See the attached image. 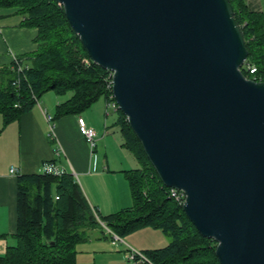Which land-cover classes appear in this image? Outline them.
I'll list each match as a JSON object with an SVG mask.
<instances>
[{"label":"water","instance_id":"water-1","mask_svg":"<svg viewBox=\"0 0 264 264\" xmlns=\"http://www.w3.org/2000/svg\"><path fill=\"white\" fill-rule=\"evenodd\" d=\"M220 264H264V82L230 0H57Z\"/></svg>","mask_w":264,"mask_h":264},{"label":"trees","instance_id":"trees-1","mask_svg":"<svg viewBox=\"0 0 264 264\" xmlns=\"http://www.w3.org/2000/svg\"><path fill=\"white\" fill-rule=\"evenodd\" d=\"M230 2L245 36L249 53L245 64L254 66L256 73L241 70L248 79L264 82V13L251 12L247 0ZM0 8L14 10L23 18L22 27L38 31L36 52L18 57L19 65L0 67L4 125L19 119L48 92L69 95L57 108L55 120L83 114L101 98L115 100L108 88V71L91 61L57 0H0ZM117 125L122 146L141 164L126 172L133 206L102 217L72 173L22 175L17 183L15 245L7 248L0 264H76L77 247L89 240L91 231L105 234L101 223L120 238L144 227L162 231L169 245L143 252L151 264H220L217 243L202 237L183 205L169 197L170 189L160 180L123 113Z\"/></svg>","mask_w":264,"mask_h":264},{"label":"crops","instance_id":"crops-1","mask_svg":"<svg viewBox=\"0 0 264 264\" xmlns=\"http://www.w3.org/2000/svg\"><path fill=\"white\" fill-rule=\"evenodd\" d=\"M247 6L251 12L264 13V0H247ZM22 21V16L14 10L0 8V67L10 66L16 58L38 50L37 29L22 27ZM54 94H46L31 110L8 125H4L0 114V257L5 255L9 246L15 245L18 178L40 174L44 163L53 162L74 173L89 204L102 217L133 206L126 177L131 166L125 163V159L119 160L118 154L126 149L122 146V137L119 139L115 132L119 128L116 121L109 123L112 116L108 113L107 101L104 99L105 107L103 103L99 104L100 99L88 112L56 119L52 138L45 111L55 117L57 108L69 99V95ZM79 117L97 133L93 152L79 130ZM12 167L16 169L15 174L11 173ZM145 230L150 236L147 239L153 241L151 244L141 241L140 232ZM104 235L94 230L89 240L77 247L76 264H130L129 247L145 252L169 245L162 231L150 227L130 233L124 242H116ZM157 240L161 243L153 246ZM92 241L97 243L92 244Z\"/></svg>","mask_w":264,"mask_h":264},{"label":"built area","instance_id":"built-area-1","mask_svg":"<svg viewBox=\"0 0 264 264\" xmlns=\"http://www.w3.org/2000/svg\"><path fill=\"white\" fill-rule=\"evenodd\" d=\"M14 62H16L18 64L17 58L14 60ZM246 68L248 71H250L251 74L256 73V68L254 66L247 65ZM19 71H21L20 66H19ZM112 78H113V73L108 71V77H107L108 88H110L111 90H112ZM14 85L17 86L18 85L17 82L14 83ZM106 107H107V109L113 108L116 111L119 109L116 101L112 100V98L107 102ZM45 115H46V119L50 125L51 137L53 138L54 137V130H55L54 116L48 114L46 111H45ZM78 124H79V130H80L81 134L85 137V139L87 140L88 144L91 147V151L93 152L96 148V138H97V133H96L95 129L90 127L86 123L85 119L81 118V117L78 118ZM15 172H16V169L14 167H12L11 173L15 174ZM41 173L60 177V176L64 175L65 173H67V171L64 168L57 166L53 162H48V163H44L42 165ZM169 197L172 198L174 201H176L180 205L184 204V201L186 198L185 193L183 191L176 190V189H170ZM101 224L106 230L108 229V228H106V226L103 223H101ZM108 233L112 236L114 241H116V242L122 241L121 238L119 236L115 235L113 232L108 230ZM128 252H129L128 259H129L130 264H144V263L151 264L143 252L138 251L132 247H129Z\"/></svg>","mask_w":264,"mask_h":264},{"label":"rangeland","instance_id":"rangeland-1","mask_svg":"<svg viewBox=\"0 0 264 264\" xmlns=\"http://www.w3.org/2000/svg\"><path fill=\"white\" fill-rule=\"evenodd\" d=\"M247 67V65L246 64H244L243 66H242V68H246ZM49 93V92H48ZM47 93V94H48ZM53 95H55L54 94V92H51ZM46 95V94H45ZM44 95V96H45ZM43 96V97H44ZM42 97V98H43ZM41 98V99H42ZM40 99V100H41ZM100 103L99 104H102L103 103V106H104V98H101V100L99 101ZM105 107V106H104ZM119 110V109H118ZM118 110L116 111V110H114L113 108H109V110H108V113H109V115H111L112 117L110 118V121H109V123L110 124H112V122L113 123H115L114 121H116V123H117V121H118V115L120 114V113H122L121 111L119 112V114H118ZM87 112L89 111V109L88 110H86ZM85 111V112H86ZM54 123H56V120H55V122ZM118 126V125H117ZM119 127V126H118ZM115 132H117L118 134V137H119V139H121V137H122V135H121V132H120V127L119 128H116L115 129ZM122 140H123V137H122ZM122 143H123V141H122ZM89 145V144H88ZM89 148L91 149V147H90V145H89ZM118 157H119V160H120V162H122L124 159H125V163L126 164H129L131 167H129V169H128V171L130 170V169H132V170H137V169H139V168H141V164L136 160V159H134L135 157H133V155H132V153L130 154V152H127L126 150H124V152H121L120 151V153L118 154ZM129 162H128V161ZM136 168V169H135ZM73 175H74V173H72ZM75 176V175H74ZM76 178V177H75ZM107 228V227H106ZM108 230L109 231H111L110 229H105L104 228V231H105V234L106 235H110L109 233H108ZM147 230H145L144 232H140L141 233V237H142V239H141V241L143 242V243H145V244H151L153 241H149L148 239H147V237L149 236V235H147V232H146ZM92 232L93 231H91V234H92ZM112 232V231H111ZM163 233V232H162ZM90 234V235H91ZM116 235V234H115ZM135 235H137V237H139V234L138 233H136ZM134 235V236H135ZM150 237V236H149ZM109 239H111V238H109ZM121 242H124L125 240H126V236L125 237H123V238H121ZM124 240V241H123ZM97 242L96 241H92V244H96ZM161 242H160V240H157V241H155L153 244V246H157L158 244H160ZM141 251V250H140ZM128 256H129V253H128ZM129 260V259H128Z\"/></svg>","mask_w":264,"mask_h":264}]
</instances>
